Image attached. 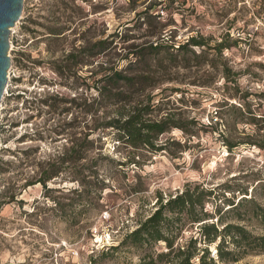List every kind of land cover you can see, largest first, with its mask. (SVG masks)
Wrapping results in <instances>:
<instances>
[{
  "label": "rangeland",
  "instance_id": "1",
  "mask_svg": "<svg viewBox=\"0 0 264 264\" xmlns=\"http://www.w3.org/2000/svg\"><path fill=\"white\" fill-rule=\"evenodd\" d=\"M193 35L207 41V59L186 53L190 63L173 66L171 53ZM107 37L119 68L137 59L128 71L151 70V117L169 114L178 126L158 136L165 148L155 152L104 134L107 185L85 204L73 201L77 184L67 163L49 181L60 190L24 185L86 133L95 64L80 53L89 40ZM152 41L163 46L157 56L123 57ZM217 42L228 44L221 55L212 49ZM8 54L0 103V264H139L146 252L164 250L163 242L108 248L155 208L158 193L173 194L187 181L234 192L264 184V0H24ZM257 192L264 196V186ZM188 225L182 240L197 231ZM254 226L248 228L259 233ZM241 263L264 264V252L246 253Z\"/></svg>",
  "mask_w": 264,
  "mask_h": 264
},
{
  "label": "trees",
  "instance_id": "2",
  "mask_svg": "<svg viewBox=\"0 0 264 264\" xmlns=\"http://www.w3.org/2000/svg\"><path fill=\"white\" fill-rule=\"evenodd\" d=\"M112 44L113 39L107 37L89 40L81 49L80 54L87 55L90 64H95L91 72V85L95 93L88 103L90 121L86 133L82 138L71 140V144L56 153L54 158L45 160V165L33 171L24 185L41 184L45 193L60 190V187L49 186V181L62 175L67 163L70 178L77 184L72 189L76 193L73 201L85 204L89 195L101 193L107 185L101 170L102 161L109 157L103 151L104 134H112L117 141L150 152L165 148V144H158V136L178 125L169 114L160 118L151 117L155 105L150 93L146 92L154 85L151 70L128 71L137 59L128 60V69L119 68L116 64L119 58L113 60L110 55L115 47ZM206 46L207 41L203 36H190L175 47L169 61L173 66L188 65L191 61L189 56H193L196 62H202L207 59L203 56L204 52L210 49ZM122 47L124 51L132 45ZM162 47L161 43L154 44L152 41L140 46L137 52L128 50L123 57L128 58L130 54L134 57L157 56ZM195 47L200 51L196 52ZM225 47L228 44L217 42L212 49L221 55ZM120 53L114 52L113 55L120 56ZM186 53L190 55L186 56ZM100 54L105 59L96 62L94 57ZM71 58L73 54L70 53L67 59ZM154 63L164 67L161 58H156ZM145 65L150 67L151 64L145 62ZM144 93L146 95L141 97ZM258 183L252 185L250 190L240 188L234 192L230 186L215 191V188L206 187L199 181H187L181 190L173 194L163 196L158 193L155 208L137 220L116 246L108 249H116L119 245L149 248L163 242L164 250L146 252L139 264H237L246 253L264 252V196L257 192L264 184ZM15 195L11 194L8 201L16 200ZM47 196L44 194L43 200H47ZM54 203L62 207L59 202ZM209 203L211 208L206 207ZM253 222L259 233L248 228ZM187 225L196 226L197 231L182 240L180 235ZM101 252L103 254L105 251Z\"/></svg>",
  "mask_w": 264,
  "mask_h": 264
},
{
  "label": "water",
  "instance_id": "3",
  "mask_svg": "<svg viewBox=\"0 0 264 264\" xmlns=\"http://www.w3.org/2000/svg\"><path fill=\"white\" fill-rule=\"evenodd\" d=\"M24 0H0V103L8 82L10 67L9 34L20 19Z\"/></svg>",
  "mask_w": 264,
  "mask_h": 264
},
{
  "label": "built area",
  "instance_id": "4",
  "mask_svg": "<svg viewBox=\"0 0 264 264\" xmlns=\"http://www.w3.org/2000/svg\"><path fill=\"white\" fill-rule=\"evenodd\" d=\"M6 92V88H5V91H4V93Z\"/></svg>",
  "mask_w": 264,
  "mask_h": 264
},
{
  "label": "bare ground",
  "instance_id": "5",
  "mask_svg": "<svg viewBox=\"0 0 264 264\" xmlns=\"http://www.w3.org/2000/svg\"><path fill=\"white\" fill-rule=\"evenodd\" d=\"M9 74V73H8Z\"/></svg>",
  "mask_w": 264,
  "mask_h": 264
}]
</instances>
